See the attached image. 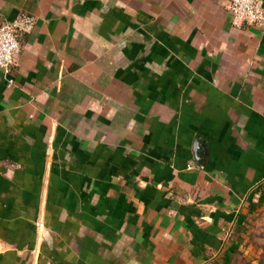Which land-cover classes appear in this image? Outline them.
Instances as JSON below:
<instances>
[{
	"label": "crops",
	"instance_id": "1",
	"mask_svg": "<svg viewBox=\"0 0 264 264\" xmlns=\"http://www.w3.org/2000/svg\"><path fill=\"white\" fill-rule=\"evenodd\" d=\"M228 0H0V264H208L264 189V23ZM12 79V82H10Z\"/></svg>",
	"mask_w": 264,
	"mask_h": 264
},
{
	"label": "built area",
	"instance_id": "2",
	"mask_svg": "<svg viewBox=\"0 0 264 264\" xmlns=\"http://www.w3.org/2000/svg\"><path fill=\"white\" fill-rule=\"evenodd\" d=\"M227 9L232 24L237 28L264 23V0H228ZM34 25L35 17L28 13H20L0 23V70L6 75L10 74L14 60L21 51L19 35L29 33Z\"/></svg>",
	"mask_w": 264,
	"mask_h": 264
},
{
	"label": "rangeland",
	"instance_id": "3",
	"mask_svg": "<svg viewBox=\"0 0 264 264\" xmlns=\"http://www.w3.org/2000/svg\"><path fill=\"white\" fill-rule=\"evenodd\" d=\"M232 240L238 246L229 263L220 256L208 264H264V204L247 214Z\"/></svg>",
	"mask_w": 264,
	"mask_h": 264
},
{
	"label": "trees",
	"instance_id": "4",
	"mask_svg": "<svg viewBox=\"0 0 264 264\" xmlns=\"http://www.w3.org/2000/svg\"><path fill=\"white\" fill-rule=\"evenodd\" d=\"M264 204V189H260L259 190V197L257 199V201H251L248 204V208H249V212H253L256 211L259 207H261ZM247 216V215H246ZM246 218V217H245ZM244 218V219H245ZM237 243L235 244V246H233L230 249H227L225 251V253L223 254L222 257H225V263H229V260L231 258V255L236 252L237 250Z\"/></svg>",
	"mask_w": 264,
	"mask_h": 264
}]
</instances>
